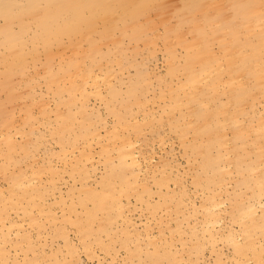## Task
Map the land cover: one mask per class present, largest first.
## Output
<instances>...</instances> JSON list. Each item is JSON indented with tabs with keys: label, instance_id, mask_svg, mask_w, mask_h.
Returning a JSON list of instances; mask_svg holds the SVG:
<instances>
[{
	"label": "bare ground",
	"instance_id": "obj_1",
	"mask_svg": "<svg viewBox=\"0 0 264 264\" xmlns=\"http://www.w3.org/2000/svg\"><path fill=\"white\" fill-rule=\"evenodd\" d=\"M169 1L0 0V20H2L0 23V64H3V79L0 80V87L2 91H6V99L11 101L16 97L17 79H24L29 75L27 71L32 66L35 67L34 61L39 51L44 56L41 64L42 78L47 88L52 90V93L58 98L59 103L66 106L73 103L71 100L63 99L64 93L72 96L74 92H77L81 99H85L90 93L101 95L100 85L101 83L106 84L109 79L101 77L98 72L95 73L94 66L110 60L115 50H121V39L114 36V30H119L123 36H129L133 40L141 38L145 28L149 25L153 27L157 21V19L149 17L150 11L157 5L161 3V5H165ZM214 1L183 0L182 6L178 9L179 19L171 27L165 28L163 35L168 45L166 49L171 53L169 38L178 32V26L180 24L193 26L194 38L192 41H186L183 38L182 45L186 54L181 70L185 74V83L182 86L187 89V92L184 90L186 96L184 107H188L192 102H197L194 109H187V114L195 125L197 136L190 148L201 159L199 165L197 164L200 173L194 181V189L200 190L202 193L201 202L199 205H195L191 201L188 190L181 185L177 189H170L169 182L173 181L176 184L180 179L177 174L172 175L171 172L165 171L154 182L158 204L149 202L147 197L151 196L152 192L147 182L140 191L135 189L142 168L140 157L137 155V147H134L135 142L140 140V137L137 136V127L131 128L130 133L121 132L118 134L115 132L112 139L114 144L118 142L116 145H119L116 155L117 164L108 166L106 177L103 178L99 190L87 185L82 187L79 199H76L81 211H77L72 204H69L66 206L68 214H63L65 216L63 221L65 222L67 219L75 226L82 249L91 257L94 253L91 242L97 241L103 233L110 236L111 225L118 216H121V213L126 214L128 211L126 206H128L130 197H134L139 202L145 203L149 213H155L160 207L165 215L164 219H159V222L155 223L159 227V234L162 236L163 242L160 246L153 242L151 250L146 247L147 250L143 251V264H181V262L200 264L199 257L205 248H209L215 254L214 264H264V32L256 36L257 41L255 45L251 46L250 54L243 55L241 60L236 62L233 60L235 54L243 51L247 45L246 41L231 29L232 21L237 24V30L244 25L245 30L249 27L253 28L258 21L263 27L264 7H262V0H227L231 9L229 12L227 11L222 20L224 25H227V34L232 35L235 39L236 53L234 56L232 55L234 51L229 45L222 43L219 47L223 50L221 57H224L227 65V89L230 104L217 105L207 110L203 107L202 102L211 100L213 86L206 85L205 81L220 69L219 63L223 65L224 63L221 61V57H215L209 53L216 35L211 34L210 29L205 26L207 23L198 27L195 24V14L207 2V5L202 8L203 19L205 22H213L218 16V13L212 10ZM4 4L13 7L6 10L3 7ZM249 19L250 25L248 24ZM10 23L16 24L17 29L13 30ZM98 24H102L100 29H97ZM93 34H95L94 37H92ZM112 36L116 38L112 42L114 47L102 53L100 44ZM64 38L68 41L70 52L67 60L53 71L55 55L59 54L58 49L53 50V46L60 47ZM194 41L198 45L202 44L203 49H194ZM84 42L88 44L89 52L87 49L85 52L82 48ZM26 44L30 45L28 53L23 51ZM249 46L250 43H248ZM171 55L173 56V54ZM86 57L89 60V65L85 63ZM248 66H251V69L247 70ZM178 70V66L170 64L167 71L168 77L174 76ZM248 76L251 81L246 80ZM62 80L65 81L63 85L66 87L60 85ZM166 80L164 77L160 83L164 84ZM33 82L34 79L30 78L26 84L30 87ZM242 82L250 83V85H243ZM104 84L102 86H105ZM146 84V72L143 69H140L130 79L125 97L121 99L124 115H120L117 120V123L123 128L127 126L125 114L130 111L128 102L132 98L136 100L138 96H141ZM26 92L27 95H31L29 91ZM106 96L108 99L109 97L113 99L120 95L115 87H111ZM172 99L174 100L175 97ZM255 100L262 103V112L257 115L255 126L243 124L240 127L237 115L243 113L245 103L255 104ZM4 106L5 102L1 101L0 115L3 114ZM81 107L82 111L86 110L85 105H81ZM25 113L27 114L25 123H28L30 116L28 107L25 109ZM58 116L61 122L52 132L53 137L58 138L60 144L61 154L58 155V158L60 160L67 158L68 155L64 153L67 151L64 143L68 144L70 151L78 152L77 156H75V152L71 153L76 158L71 173L77 172L78 175L81 174L85 178H89L91 171L84 167L85 161L88 159L91 163L93 162L88 151V136H95L96 131L92 129V123L85 120L83 123L79 122V129L73 138L66 139L63 137V133L69 129L67 123H70L73 117L69 111L63 112V110L59 112ZM11 125L12 123L8 121L4 128ZM5 133L3 136L1 133V143L6 147L5 151L3 150L6 158L3 160L11 159V151L15 149V146L20 147L21 153L25 157L34 158L36 156L30 150L31 145L27 141L29 138L25 140L24 145L20 143L17 145L13 136ZM228 134L231 138H228ZM248 135H252L251 141L247 140ZM133 136L134 138H132ZM227 146L230 147L234 155L229 163L227 161L225 164L222 148ZM258 148H261V152ZM150 159L145 162L144 166L151 164ZM15 160L14 158V161L11 162L15 164V167L17 163L18 170L13 173H7L3 165H0V171L7 181V192L5 196L3 195L2 204L6 207H13L17 213L21 214V220L28 217L31 220L30 223H36L43 227L44 223L38 222L32 211L34 209L39 212L44 211L43 200L49 193L50 186L45 190L42 189L40 181L37 179H40L42 172L52 173L53 167L51 164L38 166L27 177L26 170H22L19 166V160ZM227 164H231L233 167ZM154 165L157 166L155 163ZM229 167H232L236 174L240 175L238 180L233 179L236 180L235 184L239 188L238 194L233 192L229 195L227 192L226 177L231 173ZM244 170L247 172L245 173ZM241 192L243 195L239 196ZM225 208L229 209L228 226L222 224V212ZM47 213L46 219L49 218L50 222L56 224L58 221L53 210L49 208ZM198 213L202 217L200 233L194 225ZM124 222L126 227L124 230L129 232L131 220L126 216ZM16 232L17 235H21L22 223L19 221L16 222ZM59 234L64 237L65 246H69L70 243L65 237L63 229L55 231V235ZM167 235H170L168 239ZM23 239L25 238L23 237ZM218 240L231 248L228 261L217 252L216 242ZM26 241L28 242V240ZM122 242L126 244V239H123ZM29 244H21L17 240L15 245L25 253L31 247ZM70 248L71 251L67 250L61 258L53 255L45 261L41 257L35 256L29 261L33 264H68V262L81 264L75 255L76 251L72 246ZM101 248L105 249V252L111 249L109 245H101ZM135 248L138 249L131 250L129 256H131L130 254H139V251L142 253L138 246ZM181 249L182 251H180ZM111 264L113 263L111 262ZM126 264H132V262L127 261Z\"/></svg>",
	"mask_w": 264,
	"mask_h": 264
},
{
	"label": "rangeland",
	"instance_id": "obj_2",
	"mask_svg": "<svg viewBox=\"0 0 264 264\" xmlns=\"http://www.w3.org/2000/svg\"><path fill=\"white\" fill-rule=\"evenodd\" d=\"M161 4L150 11L149 17L151 19H157V21L153 27L149 25L145 28L141 38L133 40L130 39L129 36H123L119 30H114V36L121 39V50H115L110 60L103 61L101 64L94 66L95 73L98 72L101 77L109 79L106 84L101 83V95L97 96L94 93H90L85 99H81L77 92H74L72 96L64 93L62 96L63 99L71 100L73 103L68 106L59 103L58 98L52 93V90L47 88L42 78L43 69L41 64L44 60V56L40 51L34 61L35 67L32 66L27 71L29 75L24 79H17V84L15 86L17 95L14 99L8 101L5 95L6 91H2L0 87V102H5L3 114L0 115V136L1 133L2 136L6 134L5 132L9 133L13 136L17 145H19L18 143L24 145L25 140L29 138V140L27 139L28 144L31 146L33 145L32 147L30 146V150L36 155L34 158L25 157L23 153H21L20 147L15 146V149L11 151V159L3 160L6 158L4 156L5 152L3 153L6 147L1 143V136L0 165H3L7 173H13L18 170L17 163L15 167V164L11 162L14 161L15 158V161L19 160L20 168L26 170L27 177L30 175L31 171L38 166L51 164L53 167L52 173H48V171L42 172L40 174V179H37V181H40L42 189L45 190L50 186V191L45 200H43L44 211L39 212L35 209L32 211L34 218L38 222L44 223V228L38 226L36 223H30L31 220L28 217L21 220V214L17 213L13 207L3 206L2 200L7 192V181L0 171V262H3V264H33L29 260L35 256L41 257L45 261L53 257V255L61 258L66 254L67 250L68 252L71 251L70 246L76 251L75 255L81 264H111V262L113 264H126L127 261H131L132 264H143V251L147 249L151 250L153 242H156V245L159 244V246L162 244V236L159 234V227H157L155 223H158L159 219L165 218L163 211H161L159 207L155 213L151 214L145 207V203L139 202L134 197H130L128 206H126L128 208L126 214L121 213V216H118L111 225L110 236H106V234L103 233L97 241L91 242L92 251L94 252L92 257L82 249L75 226L67 219L65 222L63 221L65 218L63 214H68L66 211L67 205L72 204L77 211H81V207L76 203V199H79V193L82 187L87 185L99 190L103 178L106 177L108 166L110 164H117L116 155L119 145H116L118 142L114 144L112 139L115 132L118 134H121V132L130 133L131 128L134 126H136L138 130V138L140 137V140L135 142L134 147H137V155L140 157L139 160L142 165L135 189L140 191L147 182L152 192L150 194L151 196L147 197V199L152 204L157 205L158 196L155 193L156 186L154 182L160 178L163 171L171 172L172 175L177 174L180 180L179 183L176 184L170 181L169 188L177 189L178 186L181 185L188 190L191 201H193L195 205H199L201 202V191L194 189V181L200 173L198 165L201 159L199 155L192 152L190 148L197 136L195 134V125L191 117L187 114V109H194L197 106V102H192L188 107H184L186 105L184 90L187 92V89L182 86L183 83H185V74L181 70L186 54V50L182 45L183 38L186 41H192V38H194V33L192 31L193 26L190 24H180L178 26V32L173 35L172 38H169L172 51L169 53L166 49L168 45L163 35L165 33V28L171 27L179 19L178 9L182 6L183 0H170L165 5ZM206 5L207 2L196 12L195 24L198 27H202V24L207 23L205 26L210 29L211 34L216 35L209 49V53L215 57H221L223 50L219 46L223 43L232 47L231 49L234 51L232 55L234 56L236 53L235 39H233L232 35L227 34V25H224L222 20L227 11L229 12L231 9L229 1H214L212 10L216 11L218 16L213 22H205L203 19L202 8ZM235 16L238 17L236 14ZM162 17L164 18L162 19ZM259 22L260 21H258L253 28L249 27L246 30L245 25L237 30V24L234 21L231 22V29L234 30L236 35L242 40L246 41L247 45L243 51L235 54V59L233 60H236V62L240 61L243 55L250 54L249 50L251 46L255 45L257 41L256 36L264 32V26L262 27ZM0 23H2V20H0ZM248 24L250 25V19ZM10 26L13 30L17 29V25L14 23H10ZM97 27V29H100L102 24H98ZM29 34L30 32L28 35ZM219 35L220 37H218ZM94 36L95 34L92 35V37ZM114 36L107 38L100 44L102 53L114 47L112 44L116 39ZM248 43H250L249 47ZM82 48L85 52L86 49L88 51V44L84 42ZM193 48L200 50L203 49V46L202 44L198 45L194 41ZM55 49H58L59 54L55 55L52 65L53 71L67 60L70 52L67 39H62V45L60 47L53 46V50ZM29 50L30 45L26 44L23 47V51L28 53ZM171 54H173V56ZM220 59L224 65L219 63L220 69L216 70L214 74L205 81L206 85L211 84L213 86L211 90V100L202 102L203 107L207 110L217 105L230 104L227 89V65L224 57ZM85 63L89 65L87 57ZM197 63L199 64V62ZM197 63H195V65H198ZM170 64L178 66L179 70L174 76L168 77L167 71ZM140 69L146 72L147 84L141 96H138L136 100L132 98L128 102L130 111L125 114L124 118L127 122V126L123 128L122 125L117 123L120 115H124V107L121 99L125 97L130 79H132ZM249 69H251V66L247 67V70ZM2 70L3 64H0V80L3 79ZM35 72H37V74H35ZM164 77L167 80L164 84H161L160 81ZM30 78H33L34 82L32 86L30 84L29 87L26 82ZM246 80L251 81L249 76ZM64 83L65 81L62 80L60 85ZM102 84L105 86H102ZM241 84L250 85V83L246 82H242ZM111 87H115L118 90L120 95L118 98L110 99L109 97L108 99L106 96ZM26 91H29L31 95H27ZM172 97H175V99L173 100ZM81 105H85V111H82ZM243 106H245L243 108V113H240L236 117L238 125L240 127L243 124H252L255 126V119L257 115H260L262 112V103L259 100H255V104L245 103ZM27 107L30 116L29 122L25 123L27 115L25 109ZM62 110L63 112L69 111L73 117V120L67 123L69 129L63 133L64 138H73L79 129V122L83 123L85 120L90 121L93 125L92 129L96 131L95 136H88V151L93 158V162L91 163L88 159L85 161L86 165L84 167H87L89 171H91L89 178H85L81 174L78 175L77 172L71 173L76 160L73 156L74 154L77 156L78 152L70 151L68 144L64 143V146L67 148V151H64V153L68 155L67 158L63 160L58 158V155L61 154L60 144L58 143V138L53 137L52 132L61 122L58 115ZM8 121H10L12 125L8 128H4L5 123ZM228 136V138H231L229 134ZM132 138H134V136ZM247 140L251 141L252 135H248ZM138 142H140L141 145ZM258 150L261 152V148H258ZM222 153H224V163L226 164L227 161L229 163L234 155L233 151L227 146L222 148ZM251 156L253 157V154H251ZM149 159L151 164L144 166L145 162ZM154 163L157 164V166L154 165ZM227 165L232 166L231 164ZM232 167H229L231 173L226 177L228 183L227 192L229 195L233 192L236 194L239 193V188L236 186L235 182L239 179L240 175L236 174ZM244 172L246 173L247 170H244ZM234 178L236 180H233ZM241 195H243V192L239 194V196ZM49 208L53 210L55 218L57 217L56 220L58 222H56V224L50 222L49 218L46 219L48 217L47 211ZM228 213V208H225L222 212L223 226L229 225ZM126 216L132 223V226L129 225V232H125L124 230L126 228L124 222ZM200 216L201 214L199 213L196 215L197 218H195L197 221L196 224H194L198 229V233H200L199 229L202 224V217ZM17 221L22 223L21 235H17L16 232ZM61 229H63L66 234L65 237L70 243L69 246H65L64 237L60 236L61 233L55 235V231ZM176 235L178 236V234ZM23 237L28 240L30 244L23 239ZM169 237L170 235H167V239ZM123 239H126V244L124 242L121 243ZM17 240L21 244H29L31 247L27 252H21L15 245ZM101 245H109L111 249L105 252V249H102ZM137 246L141 249L142 253L139 251V254H130L131 256H129L131 250L138 249L135 248ZM178 249H180L179 246ZM216 249L217 252L220 253L224 259L227 258L226 260L228 261L231 255L230 246L224 245L218 240L216 242ZM180 251H182V249ZM214 261L215 254L212 253L209 248H205L199 257L200 264H214ZM68 264H76V262H68ZM181 264H184V262H181Z\"/></svg>",
	"mask_w": 264,
	"mask_h": 264
},
{
	"label": "snow or ice",
	"instance_id": "obj_3",
	"mask_svg": "<svg viewBox=\"0 0 264 264\" xmlns=\"http://www.w3.org/2000/svg\"><path fill=\"white\" fill-rule=\"evenodd\" d=\"M3 7L7 10L10 7H13L12 5L4 4ZM262 7H264V0H262ZM0 264H3V262H0Z\"/></svg>",
	"mask_w": 264,
	"mask_h": 264
}]
</instances>
